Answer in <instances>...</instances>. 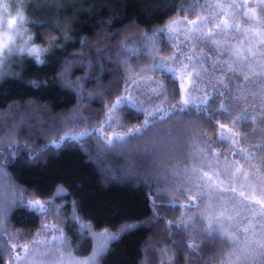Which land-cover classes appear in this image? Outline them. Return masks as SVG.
<instances>
[{
  "label": "trees",
  "instance_id": "trees-1",
  "mask_svg": "<svg viewBox=\"0 0 264 264\" xmlns=\"http://www.w3.org/2000/svg\"><path fill=\"white\" fill-rule=\"evenodd\" d=\"M216 1L22 0L40 51L0 70V114H47L0 121V264L46 226L78 258L112 234L91 264H264V0ZM177 18L205 21L179 36L187 76L149 67L160 96L129 105L134 69L171 54ZM234 32L257 47L237 61L223 50Z\"/></svg>",
  "mask_w": 264,
  "mask_h": 264
},
{
  "label": "rangeland",
  "instance_id": "rangeland-1",
  "mask_svg": "<svg viewBox=\"0 0 264 264\" xmlns=\"http://www.w3.org/2000/svg\"><path fill=\"white\" fill-rule=\"evenodd\" d=\"M214 3L217 4V1L214 0ZM21 6H23L22 0H0V70L3 69L4 66L19 53L29 52L38 54L40 51L38 47L30 44V35L27 34L28 32L25 22L26 18ZM206 20L209 22V25L212 24V18L208 17L206 18ZM10 21L14 22L10 23ZM179 23V18H177L169 22L164 27V32L166 33V42L168 45H170V49L172 50H169L168 52L171 51V54L169 55L168 53H165V55L156 56L151 60L150 64L147 65V67L139 66L134 69V75L131 79V85H129V91L125 92V94L122 95L123 100H125L129 105L142 110H145L146 107L147 110V108H150V103L152 101H155L154 98H158L160 96L159 90H161V86L154 76V74L157 75L158 73L153 72L151 69H163L166 70V72H171L178 78L179 76H187L188 72L186 70V66L188 62L183 59H179V36L184 35L185 37H187V42H191L193 39H195V36H200V32L203 28L202 24H205V21L195 20L192 22L193 25H186L185 27H180ZM228 33L229 31H224L223 34L219 32L217 37L211 36V44L218 43L219 39H223L224 42H227V40L224 39L223 35H227ZM232 35H238L241 37L244 36L242 40H238L233 46L230 43L223 44V50L225 51L226 55L230 56L235 61H237L239 58L238 52L240 50L242 53H249L255 51V48H257L253 44L255 40L253 41V37L251 34H248L246 36V33L239 35L238 32H234L231 34V36ZM172 39L174 40V42L171 41ZM149 47L150 48H148V51L149 49L153 48V46L151 45ZM197 47H199L198 42L190 44V51H192L190 56L191 58H194V55L196 57L197 52L195 51H197ZM150 53L152 54L153 52H151L150 50ZM193 62L194 61L191 60V63ZM149 67L151 69H149ZM64 80L65 83H67V79L64 78ZM22 110L25 111L29 116L31 112H36V110L47 114V110L44 107L29 103L28 106L22 108L21 110L15 109L11 113L8 111L5 114H0V121L5 120L7 117H9L10 119L14 118L11 114H14L16 112L17 115ZM1 117L4 118L2 119ZM10 123L11 122L9 121L8 125H10ZM177 134L172 137V139L170 140L171 142L167 138H165L167 143H160V145L158 144L159 147L155 145L157 149L154 150L153 148V152H155L154 154L158 153L162 156V158H166L167 153H164L165 149L167 148L166 150H170L168 148H170L172 144H176ZM144 149L145 148L141 150V153H144ZM146 152L148 151L146 150ZM158 154H156V157L158 156ZM207 159L210 158H206L205 168L212 169L210 166H207L209 163ZM203 168L204 167H202V169ZM224 170L222 171L221 168H218L216 170V173L220 174L222 172V175H224ZM204 177L205 176H203L202 178L204 179ZM216 178L217 177H215V179ZM204 186L209 189L210 192L213 189V187L211 188L207 185V181L205 182ZM201 192L203 193V191ZM235 207L236 209L233 211L236 215H242L245 213V211H247L242 204L235 205L234 208ZM46 227L37 232L30 242L23 245L21 250H18L17 253H15V255L11 257L10 264H91L94 261V258L97 257L98 253L103 250V243L113 236L112 234L108 233L101 235L94 232L93 235L97 238L94 255L87 258H78L68 252V247H66L64 244L65 240L61 236L60 230L49 228L48 226Z\"/></svg>",
  "mask_w": 264,
  "mask_h": 264
},
{
  "label": "snow or ice",
  "instance_id": "snow-or-ice-1",
  "mask_svg": "<svg viewBox=\"0 0 264 264\" xmlns=\"http://www.w3.org/2000/svg\"><path fill=\"white\" fill-rule=\"evenodd\" d=\"M14 21H10V23H13Z\"/></svg>",
  "mask_w": 264,
  "mask_h": 264
}]
</instances>
